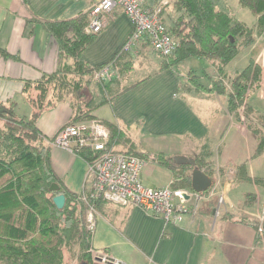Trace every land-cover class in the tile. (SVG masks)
Here are the masks:
<instances>
[{
  "label": "crops",
  "instance_id": "0c3cea01",
  "mask_svg": "<svg viewBox=\"0 0 264 264\" xmlns=\"http://www.w3.org/2000/svg\"><path fill=\"white\" fill-rule=\"evenodd\" d=\"M210 1L216 11L256 31V17L240 7L238 0ZM95 2L97 0H0V103L13 102L17 116L31 117L33 108L23 92L25 84L38 82L45 75L72 64L53 33L48 31L47 24L71 21L82 15L89 17ZM144 6L150 9L160 7V19L169 27L177 17L175 0H147ZM131 32L129 19L120 8H115L107 16L105 27L81 54L82 62L90 68L107 66L122 51ZM260 43L263 46L256 63L264 73V32H261L251 46L242 49L225 67L224 76L241 72L247 66L252 50ZM149 50L153 51L147 42L142 41L126 51L128 55L122 57V61L121 58L109 65H114V71H118V67L127 70L123 72V78L114 83L118 91H114L113 85L109 87L107 101L112 102L97 108L93 115L95 119L118 128L124 140L133 143L135 148L117 139L113 143L118 149L126 147L133 153L191 159L207 156L205 161L212 162L215 181L220 187L219 195L225 201L223 211L220 212V207L216 211L215 198H201L198 202L188 198L186 205L192 207L194 201L199 211H190L176 225L151 217L136 207H117L103 202L94 206L92 252L121 264H264V243L260 242L262 239H258L252 227L254 222L261 226L264 218L251 210L253 204L248 205V209L243 208L240 215L229 213L234 196L232 188L238 183L235 168L246 163L255 187L252 194L255 200L259 194L257 183L253 181H260L259 188H264V176H259L264 173V154L254 156L256 140L227 113L223 97L195 90L187 77L177 71L193 60L198 63L189 66L188 71H198L202 61L190 59L175 70L159 71L161 60L151 61ZM141 58L148 62L152 74L127 84L124 76L137 65L135 60ZM237 58L238 63L246 65L240 67L238 64L239 70L229 67ZM210 69L214 71L211 65ZM211 77L215 78L214 75ZM31 96H35L34 92ZM259 114L264 115V110ZM71 116L69 103H58L40 115L36 127L45 137L44 144L50 147L51 163L57 176L69 191L82 195L88 189L85 181L87 164L76 155L53 147L50 142ZM213 145L214 152L209 150ZM151 172L154 173L147 175L141 171L140 180L145 186L163 188L172 182L170 173L163 168Z\"/></svg>",
  "mask_w": 264,
  "mask_h": 264
},
{
  "label": "trees",
  "instance_id": "16d2710c",
  "mask_svg": "<svg viewBox=\"0 0 264 264\" xmlns=\"http://www.w3.org/2000/svg\"><path fill=\"white\" fill-rule=\"evenodd\" d=\"M238 4L256 17L255 30L264 32V0H238ZM175 11L177 17L171 22L168 32L177 41V46L171 55L161 57L159 71L175 70L190 59L206 60L217 78H212V74L208 75L201 69L190 71L187 81L199 92L223 97L227 113L238 122L242 119L239 112L243 108L249 122L248 117L254 111L246 100L251 87L261 80V67L254 59L260 47L252 50L247 66L232 77L230 89L224 81V69L242 49L254 43V29L216 11L210 0H175ZM87 22L88 17L82 15L71 21L47 24L48 31L53 33L72 64L45 75L38 82L25 84L23 92L33 108L30 118L17 116L15 103H0V122L3 123L0 127V264H64L65 250L75 246L78 248L79 263H92V233L88 231L87 213L90 207L103 202L89 199V194L84 200L82 195H76L64 186L52 167L50 147L44 144L45 137L36 127L40 115L58 103H69L72 116L65 124L69 125L97 121L93 115L95 110L112 102L107 101V97L109 87L115 81L105 85L97 82L102 93V100L98 103L89 90L88 80L106 65L90 68L81 60V54L96 37L84 34ZM127 55L128 52L122 50L107 65L111 66ZM113 66L111 69L114 71ZM126 70L121 68L119 72ZM67 75L72 78L68 79ZM86 78L84 84L83 79ZM202 80L207 84H203ZM257 115L258 122H262L261 131L254 125L246 126L257 142L254 156L264 154V115ZM100 123L109 131L110 143L119 139L135 149L133 143L124 140L118 128L107 122ZM133 154L144 160L149 157L143 152ZM76 156L91 164L99 153L83 149ZM173 159V156L158 154L154 155L152 162L170 173L171 189L192 191L191 173L194 167L176 165ZM205 159V156L193 158L195 167L213 183L215 171L212 168L203 169ZM234 176L238 182H252L246 163L235 168ZM52 184L58 186L57 192H50ZM209 192L210 189L201 195L207 196ZM57 195L65 197L62 210L53 204L52 199ZM252 227L258 234L259 223L254 222Z\"/></svg>",
  "mask_w": 264,
  "mask_h": 264
},
{
  "label": "built area",
  "instance_id": "2783aa9c",
  "mask_svg": "<svg viewBox=\"0 0 264 264\" xmlns=\"http://www.w3.org/2000/svg\"><path fill=\"white\" fill-rule=\"evenodd\" d=\"M146 1L97 0L89 11L84 34L100 33L106 25L107 16L118 7L132 25V32L122 50L130 51L135 45L145 41L160 57H168L175 50L177 41L169 34L160 19L161 8H147L144 6ZM109 71H112L111 67L104 66L95 73V78L107 77ZM51 145L74 155L83 149L99 153L95 161L91 164L86 163V184L91 200L117 207H136L151 217L177 225L190 213L184 196L194 198L196 201L201 199L197 194L172 190L170 186L163 188L145 186L140 180V174L147 161L135 156L129 148L118 149L116 143L109 145V131L96 120L62 127L55 134ZM152 159L150 157L149 160ZM216 188L215 186L211 189L210 197H213ZM82 196L85 200L86 196ZM222 199L223 197L218 194V201L222 202ZM93 214L94 206L90 207L87 213L88 231L94 228ZM258 232H263L262 227ZM99 254L92 252L93 256Z\"/></svg>",
  "mask_w": 264,
  "mask_h": 264
},
{
  "label": "rangeland",
  "instance_id": "374dc122",
  "mask_svg": "<svg viewBox=\"0 0 264 264\" xmlns=\"http://www.w3.org/2000/svg\"><path fill=\"white\" fill-rule=\"evenodd\" d=\"M89 18V17H88ZM163 22V24H164V26L167 28V29H169V25L167 24V23H165L164 21H162ZM171 25V24H170ZM85 29V28H84ZM259 33V31L258 30H256L255 32H254V37L255 36H257V34ZM262 43H260L259 44V46L258 47H260V49H259V51L262 49ZM149 54H150V57H149V59L151 60V61H155V62H159L160 60H161V58L159 57V55L158 54H156V53H154L153 51H150L149 50ZM256 57H257V55L255 56V62H256ZM134 60L135 59H133L132 60V62L134 63ZM135 63L138 65H134L133 67H132V70L131 71H129V72H127L126 73V75L124 76V78H125V80H126V83L127 84H129V83H131V82H134V81H138V80H141V79H143V78H145V77H147V76H149L150 74H152V69H151V67L149 66V65H147L148 64V62L146 61V60H143L142 58L141 59H136L135 60ZM198 63V61L197 60H193V61H190V62H188L187 64H185L184 66H181V67H179V68H177V71L180 73V75L181 76H186L187 77V73L189 72L188 71V68H189V66L191 67V65H195V64H197ZM200 63V66H198L200 69H198V71H200L201 69L202 70H204V72H206L208 75H214L215 76V78H217V74H216V72L215 71H212L211 69H210V67H209V65L207 64V61L205 60V61H203L202 60V62H199ZM238 64H239V66L241 67V66H246V65H242L241 63H238V58H237V60H235V62H234V64H232V65H230L229 67H236L237 68V70H239V68L237 67L238 66ZM157 65V64H156ZM156 65H155V69H156ZM139 66L140 67H143V68H139ZM260 66V65H259ZM261 69V80H260V82H258L257 84H254L253 85V87H251V89H250V92H249V96H248V98H247V100H246V103H247V105L248 106H250L252 109H253V111H254V114H251V115H249V117H248V120H249V122H247L246 121V118H245V111H244V109L242 108L241 110H240V112H239V114H240V118H242L241 119V121H240V124L241 125H243L245 128H246V126L248 125V124H250V125H254V126H256L258 129H260L261 127V124H262V122H258V115L257 114H259V113H262L263 112V110H264V73L262 72V68H260ZM120 70H119V67H118V72L115 70L114 72L113 71H109V74L107 75V77L104 79V78H100V80L102 81V82H100V81H98L96 78H95V76L93 77V79H91V80H88V82H89V90L91 91V93H92V95H93V97H94V100H95V102L96 103H98L99 101H101L102 100V98H101V91L99 90V85H98V83L97 82H99V83H103V85H105V84H109V82L111 81H118L120 78H123V76H122V74H123V72H119ZM231 71V70H230ZM242 71V70H241ZM115 74H117V75H115ZM184 76V77H185ZM234 76V74L232 75V73H230V75H228L227 77H225L224 78V81H225V84H226V86L228 87V89H230V82H231V79H232V77ZM67 78L68 79H71L72 78V76L71 75H67ZM87 79L88 78H86V80H84L83 79V83L85 84V81H87ZM124 81V80H123ZM123 81H120L119 83H122ZM126 83H124L123 82V85H125L126 86ZM202 83L203 84H207L204 80H202ZM116 84V83H115ZM115 84L113 83L112 85H113V88H114V91H118V89L116 88V86H115ZM258 86V87H257ZM120 86H118V88H119ZM123 86H121V88H122ZM112 89V88H111ZM184 89H185V86H184ZM98 122H100L99 120H97ZM85 122H89V121H82V122H76V123H72V124H77V123H85ZM72 124H69V125H72ZM111 125V124H110ZM3 126V123L2 122H0V127H2ZM66 126V125H65ZM113 126V125H112ZM62 127H64V126H62ZM61 127V128H62ZM114 127V126H113ZM60 128V129H61ZM59 130V129H58ZM262 130H263V135H264V125H263V127H262ZM260 131H261V129H260ZM57 133V132H56ZM253 138V137H252ZM112 143H110V140H109V145H111ZM209 150H211V151H215V149H214V145L212 146V147H210L209 148ZM207 151V150H206ZM145 152H148V151H145ZM201 151H199V153H200ZM204 153V150L202 151V154ZM246 154H248V151H247V149H246V147H245V150H244V156H246ZM201 157L203 156V155H200ZM138 157V156H137ZM150 157H154V155H149V157H147V159H145L146 161H147V165L142 169V172H144V173H146L147 175H149V174H152V173H154V172H151L150 173V171H156V170H158L159 169V167H157L156 166V164L155 163H153L152 162V160H149L150 159ZM138 158H140V157H138ZM205 158H206V156H205ZM140 159H142V160H144V158H140ZM252 161H253V159H252ZM206 162V163H205ZM204 163H205V165L203 166V169H211L212 167V162H208V160L207 161H205ZM206 166V167H205ZM215 168V167H214ZM215 169H217V168H215ZM214 170V169H213ZM215 171V170H214ZM222 171H223V174H222V176L224 177L225 176V174H224V169H222ZM87 172V171H86ZM217 172H219L220 173V169H218L217 170ZM164 173H167V172H164ZM215 173H216V171H215ZM222 176H220V178L219 177H217V178H219V180H220V184L221 185H223V181L224 180H222L221 178H223ZM259 176L260 177H263L264 176V173H261V174H259ZM216 178V177H215ZM211 180V179H210ZM85 181H86V179H85ZM259 182L260 181H257V193L259 194L258 196H257V199H253V198H251L252 197V194H254V190H255V187H254V184H252V183H250V182H243V183H237L233 188H232V192H233V194H234V196H232V205H230V211H229V213H231L232 215H240V214H242L241 213V210H244V209H248L247 208V206L248 205H252L253 204V209H251L253 212H256L258 215H259V217H261V218H264V188L263 189H260L259 188V186H260V184H259ZM172 183V182H171ZM171 183L168 185V186H170V188H171ZM225 184H227L228 182L226 181V179H225V182H224ZM215 184V185H214ZM214 185V186H213ZM217 187L215 190H214V192H213V197H210L209 195H211V192H209V194L207 195V196H204V195H201V193H195V192H193V191H189V190H186V189H172V190H183V191H186V192H188V193H191V194H197L200 198H202V199H204V198H207V199H217L216 200V205H215V209H216V211H218V208L220 207V212H222L223 211V206H224V203H225V201H224V198L222 199V202H219L218 201V194H219V192H220V187H219V184L216 182V181H214L213 183H212V181H211V185H210V187L208 188V189H210V191H212L211 189H213L214 187ZM167 187V186H166ZM213 187V188H212ZM207 189V190H208ZM87 194H89L88 193V191L87 190H85V191H83V193H82V195H87ZM81 195V194H80ZM82 198H83V196H82ZM187 201V200H186ZM194 204H192L193 206L190 208L189 207V205H187V207H188V212H192V213H195L196 211L198 212L199 210H196V208H197V206H194L195 205V202L194 201H192ZM197 202H198V200H197ZM107 204V203H106ZM198 207H200V206H198ZM244 208V209H243ZM198 209V208H197ZM255 213V214H256ZM94 220V219H93ZM93 227L95 228V223H94V225H93ZM261 227V226H260ZM259 227V228H260ZM94 228H93V230L92 231H90L91 233H93L94 232ZM258 235V239H262V241H260L261 243L263 242L264 243V234H262V233H258L257 234ZM259 242V241H258ZM78 256H79V254H78V248L75 246V247H70V248H68V249H66L65 250V252H64V259H65V261H64V264H80L79 263V260L77 259L78 258ZM93 255H92V259H91V261H93ZM221 264H225V262H223V263H221Z\"/></svg>",
  "mask_w": 264,
  "mask_h": 264
},
{
  "label": "water",
  "instance_id": "95a60500",
  "mask_svg": "<svg viewBox=\"0 0 264 264\" xmlns=\"http://www.w3.org/2000/svg\"><path fill=\"white\" fill-rule=\"evenodd\" d=\"M176 165L186 164L191 167H194V170L191 173V189L195 193H204L211 185L210 178L204 174L201 170H198L195 167V162L191 158H186L183 156H176L173 159ZM50 192H57L58 186L52 184L49 188ZM185 200H188V197H185ZM53 204L58 210H62L65 205V197L63 195H57L52 199ZM262 230L264 231V220L262 222ZM80 264H89L87 262H82ZM91 264H121L116 262L114 259L108 256L95 255Z\"/></svg>",
  "mask_w": 264,
  "mask_h": 264
},
{
  "label": "bare ground",
  "instance_id": "6f19581e",
  "mask_svg": "<svg viewBox=\"0 0 264 264\" xmlns=\"http://www.w3.org/2000/svg\"><path fill=\"white\" fill-rule=\"evenodd\" d=\"M191 3H192V1H191ZM62 45V44H61ZM3 56V55H2ZM6 57V56H5ZM3 58V57H2ZM75 64V63H74ZM79 65V64H78ZM80 66V65H79ZM71 67V66H70ZM85 67V66H84ZM88 69V68H87ZM86 69V70H87ZM75 70V69H74ZM91 73V72H90ZM83 119V118H82ZM6 135V134H5ZM84 190V189H83ZM184 198H185V196H184ZM70 200V199H69ZM73 201V200H72ZM86 230V229H85ZM57 231V230H56Z\"/></svg>",
  "mask_w": 264,
  "mask_h": 264
},
{
  "label": "clouds",
  "instance_id": "9594fccd",
  "mask_svg": "<svg viewBox=\"0 0 264 264\" xmlns=\"http://www.w3.org/2000/svg\"><path fill=\"white\" fill-rule=\"evenodd\" d=\"M264 220V219H263ZM261 227H262V224H261ZM259 230V229H258ZM263 231V230H262ZM264 232V231H263ZM263 232H262V234H263ZM259 233V232H258ZM260 234V233H259ZM99 255H101V254H99ZM102 256H104V255H102Z\"/></svg>",
  "mask_w": 264,
  "mask_h": 264
}]
</instances>
